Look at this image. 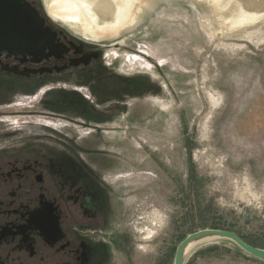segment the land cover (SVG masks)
Wrapping results in <instances>:
<instances>
[{
    "label": "rangeland",
    "instance_id": "obj_1",
    "mask_svg": "<svg viewBox=\"0 0 264 264\" xmlns=\"http://www.w3.org/2000/svg\"><path fill=\"white\" fill-rule=\"evenodd\" d=\"M27 1L96 61L1 81L0 157L38 153L89 199L102 264H174L206 228L264 248V0H134L118 21L119 0H90L99 38L53 16V0ZM186 264L264 261L219 238Z\"/></svg>",
    "mask_w": 264,
    "mask_h": 264
},
{
    "label": "flooded vegetation",
    "instance_id": "obj_2",
    "mask_svg": "<svg viewBox=\"0 0 264 264\" xmlns=\"http://www.w3.org/2000/svg\"><path fill=\"white\" fill-rule=\"evenodd\" d=\"M50 27L59 45L56 54L0 51V82L29 83L95 64L93 54ZM29 153L19 156L14 150L0 157V264H102L111 249L96 236L100 212L90 211L89 199L82 196L74 201L44 158Z\"/></svg>",
    "mask_w": 264,
    "mask_h": 264
},
{
    "label": "water",
    "instance_id": "obj_3",
    "mask_svg": "<svg viewBox=\"0 0 264 264\" xmlns=\"http://www.w3.org/2000/svg\"><path fill=\"white\" fill-rule=\"evenodd\" d=\"M27 0H0V51L23 55H54L58 50L56 33ZM47 48L49 51L46 53ZM233 241L249 255L264 261V248L246 242L234 231L206 228L187 235L178 245L174 264H186V250L193 241L206 236Z\"/></svg>",
    "mask_w": 264,
    "mask_h": 264
},
{
    "label": "bare ground",
    "instance_id": "obj_4",
    "mask_svg": "<svg viewBox=\"0 0 264 264\" xmlns=\"http://www.w3.org/2000/svg\"><path fill=\"white\" fill-rule=\"evenodd\" d=\"M53 1L56 4L55 9L53 7L51 9L54 10L53 11L50 10L53 16L60 17L62 20H64L65 22H67L68 24H70L71 26L77 29H80L81 26L82 30L88 36H93L96 38L106 37L105 36L106 34L101 35L100 33L104 31L103 29H105L108 25H103V26L100 25L101 21H99L97 12L93 11V6L90 0H53ZM132 1L134 0H119L116 9H114V12L116 13L117 16V21L127 16L125 15V11L127 7L132 3ZM111 6L112 5H109L108 3H102L100 4V6L96 7V9L103 13H109L112 12L113 9ZM102 23L104 24L105 22ZM219 238L220 237L218 236L211 235L191 242L186 250V257H188L197 246L206 242L215 241Z\"/></svg>",
    "mask_w": 264,
    "mask_h": 264
},
{
    "label": "trees",
    "instance_id": "obj_5",
    "mask_svg": "<svg viewBox=\"0 0 264 264\" xmlns=\"http://www.w3.org/2000/svg\"><path fill=\"white\" fill-rule=\"evenodd\" d=\"M243 238V237H242ZM244 239V238H243ZM246 242H248V243H250V244H252L251 242H249V241H247V240H245ZM252 245H254V244H252ZM259 247V246H258Z\"/></svg>",
    "mask_w": 264,
    "mask_h": 264
}]
</instances>
